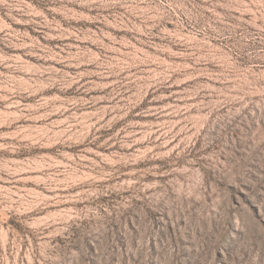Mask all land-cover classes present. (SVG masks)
Instances as JSON below:
<instances>
[{"label":"rangeland","instance_id":"1","mask_svg":"<svg viewBox=\"0 0 264 264\" xmlns=\"http://www.w3.org/2000/svg\"><path fill=\"white\" fill-rule=\"evenodd\" d=\"M0 264H264V0H0Z\"/></svg>","mask_w":264,"mask_h":264}]
</instances>
